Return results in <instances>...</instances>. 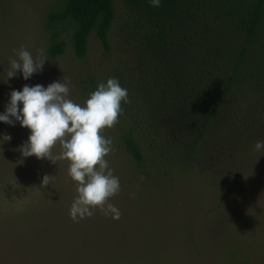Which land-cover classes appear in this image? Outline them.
Wrapping results in <instances>:
<instances>
[{"label":"rangeland","instance_id":"374dc122","mask_svg":"<svg viewBox=\"0 0 264 264\" xmlns=\"http://www.w3.org/2000/svg\"><path fill=\"white\" fill-rule=\"evenodd\" d=\"M55 1L0 0V114L25 85L70 80L69 98L83 105L99 83L118 79L130 103L104 136L113 141L106 159L122 189L111 202L122 215L114 221L97 211L73 222L68 162L23 157L30 131L0 122V140L11 136L0 143V264H264V149H255L264 141V99L200 137L194 125L161 113L119 26L109 51L92 33L78 58L66 35L65 52L50 59L44 16ZM22 46L34 58L44 49L47 61L27 81L19 71L8 79ZM129 134L142 147L143 166L123 148L121 136ZM45 175L54 178L43 187Z\"/></svg>","mask_w":264,"mask_h":264},{"label":"trees","instance_id":"16d2710c","mask_svg":"<svg viewBox=\"0 0 264 264\" xmlns=\"http://www.w3.org/2000/svg\"><path fill=\"white\" fill-rule=\"evenodd\" d=\"M118 26L170 122L194 125L203 137L213 123L245 116L253 98L264 99V0H161L159 8L150 0H56L44 16L46 54L62 55L67 35L84 58L92 33L109 51ZM121 141L143 166L138 140Z\"/></svg>","mask_w":264,"mask_h":264},{"label":"clouds","instance_id":"9594fccd","mask_svg":"<svg viewBox=\"0 0 264 264\" xmlns=\"http://www.w3.org/2000/svg\"><path fill=\"white\" fill-rule=\"evenodd\" d=\"M150 3L151 7L159 8L161 0H150ZM14 52L17 58L9 61L8 79L19 71L27 81L42 71L47 61L44 49L37 51L36 58L23 46ZM70 84V80H65L53 82L47 88L37 84L13 90L6 111L0 114V122L10 126L18 122L30 131L27 142L19 149L23 157L35 156L54 164L68 162L67 173L76 191L69 209L73 222L91 218L97 211L119 220L122 213L111 201L122 189L106 159L114 148L112 139L106 138L104 131L119 123L122 104L130 103L128 90L118 79L108 78L81 105L69 98ZM10 140V135H4L0 143ZM56 148L60 149L59 154H54ZM255 149H264V141H258ZM53 178L45 175L41 186H48Z\"/></svg>","mask_w":264,"mask_h":264}]
</instances>
